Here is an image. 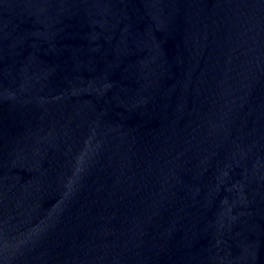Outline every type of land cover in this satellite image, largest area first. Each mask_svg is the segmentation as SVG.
<instances>
[{
    "label": "water",
    "instance_id": "water-1",
    "mask_svg": "<svg viewBox=\"0 0 264 264\" xmlns=\"http://www.w3.org/2000/svg\"><path fill=\"white\" fill-rule=\"evenodd\" d=\"M0 264H264V0H0Z\"/></svg>",
    "mask_w": 264,
    "mask_h": 264
}]
</instances>
